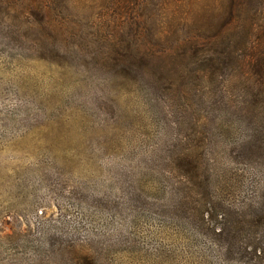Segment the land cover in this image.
Returning <instances> with one entry per match:
<instances>
[{
    "label": "rangeland",
    "instance_id": "rangeland-1",
    "mask_svg": "<svg viewBox=\"0 0 264 264\" xmlns=\"http://www.w3.org/2000/svg\"><path fill=\"white\" fill-rule=\"evenodd\" d=\"M219 1L0 0V264H264V105L218 69Z\"/></svg>",
    "mask_w": 264,
    "mask_h": 264
},
{
    "label": "trees",
    "instance_id": "trees-1",
    "mask_svg": "<svg viewBox=\"0 0 264 264\" xmlns=\"http://www.w3.org/2000/svg\"><path fill=\"white\" fill-rule=\"evenodd\" d=\"M132 1L136 0H110L115 6L121 4L127 5L126 3L130 6ZM146 2L147 0H145L144 4ZM219 3L223 9V13L225 12L224 5L235 8L233 17L223 22L218 35H214V37L209 35L208 42H210V39H218V43H222L227 37L235 34L238 38H236L235 44L229 42L219 49L218 52L221 55L218 59V69L221 70L220 62L223 58L229 62H233L234 60L237 63L241 62L239 64L241 65L240 68L244 66L245 69H240V73L243 77L248 76V79L251 76L250 84L255 90L254 95L258 102L261 101V105L262 103L264 105V0H221ZM156 4L159 6L160 0H157ZM253 6L255 7L254 10L249 11ZM207 43L201 46V43L197 42L195 43V47H192L204 50V47H210ZM239 51H241L240 55L238 54ZM253 102L255 104L257 101L253 99ZM251 150L254 149L251 148ZM254 188L256 195L259 197L254 206L261 208L264 206V182L257 183ZM221 232H223V229L220 230V234ZM228 232L227 234L224 232L227 238L232 234L231 231ZM256 246L258 247L254 248V254L259 258H264V231L261 232V237L258 238Z\"/></svg>",
    "mask_w": 264,
    "mask_h": 264
}]
</instances>
